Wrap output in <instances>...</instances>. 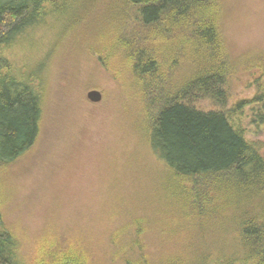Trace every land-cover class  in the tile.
<instances>
[{
  "label": "trees",
  "instance_id": "trees-1",
  "mask_svg": "<svg viewBox=\"0 0 264 264\" xmlns=\"http://www.w3.org/2000/svg\"><path fill=\"white\" fill-rule=\"evenodd\" d=\"M89 14L88 25L96 24L88 46L108 64L120 55L131 67L142 115L152 112L148 142L163 169L152 177L154 189L123 198L117 218L127 220L119 227L88 223L64 239L51 226L34 239L11 227L0 186V264H264V145L245 127L250 118L264 128V52L257 93L230 105L228 81L239 63L226 42L220 0H0V179L35 148L44 117L38 71L19 69L7 50L50 18L79 25ZM242 57L243 65L256 64ZM201 100L214 107L204 109ZM148 203H161L162 213L172 207L168 218L181 231H153L156 210ZM200 227L229 242V259L211 261L220 243L199 248L207 236ZM151 244L156 252H148ZM192 248L194 259L186 252Z\"/></svg>",
  "mask_w": 264,
  "mask_h": 264
},
{
  "label": "rangeland",
  "instance_id": "rangeland-1",
  "mask_svg": "<svg viewBox=\"0 0 264 264\" xmlns=\"http://www.w3.org/2000/svg\"><path fill=\"white\" fill-rule=\"evenodd\" d=\"M220 1L224 6L226 42L239 63V73L227 87L233 105L257 93L254 78L264 52V0ZM62 17L50 18L19 37L6 52L19 69L38 71L37 83L43 92L39 141L15 167L3 170L0 179L1 188L5 187L6 221L33 239L50 226L61 232L62 239L66 231L75 228L79 233L88 223L104 221L105 226L119 227L127 220L117 218L123 198L137 197L142 190L145 195L154 189L152 177L163 169L148 142V113L152 112L148 108L142 115L140 105L143 108L145 104L138 102L140 95L132 83L131 67L120 55L108 64L88 46L93 42L96 24L88 25L93 15L86 16L79 25ZM80 18L77 16L76 21ZM242 56L257 58L256 64L247 61L243 65ZM93 90L102 94L100 103L87 98ZM198 105L207 110L214 107L207 100ZM246 121L248 138L263 146L264 128L258 129L250 118ZM162 208L161 203H148L149 211L156 210L151 216V227L156 229L153 231L159 232L165 226V231L172 233L169 236L179 233L181 229L172 225L178 220L168 218L172 207L164 213ZM200 231L207 236L199 248L221 244L217 247L221 254L216 251L213 263L229 259L231 247L227 240H221L224 237L210 236L209 228L200 227ZM183 232L191 234L189 230ZM159 238L154 237L152 244L160 249ZM152 244L150 253L157 251ZM186 252L194 259L197 249Z\"/></svg>",
  "mask_w": 264,
  "mask_h": 264
},
{
  "label": "water",
  "instance_id": "water-1",
  "mask_svg": "<svg viewBox=\"0 0 264 264\" xmlns=\"http://www.w3.org/2000/svg\"><path fill=\"white\" fill-rule=\"evenodd\" d=\"M87 98L92 103L97 104L102 101V94L99 91L93 90L88 93Z\"/></svg>",
  "mask_w": 264,
  "mask_h": 264
}]
</instances>
